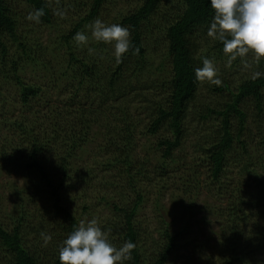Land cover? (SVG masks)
<instances>
[{
	"label": "trees",
	"instance_id": "trees-1",
	"mask_svg": "<svg viewBox=\"0 0 264 264\" xmlns=\"http://www.w3.org/2000/svg\"><path fill=\"white\" fill-rule=\"evenodd\" d=\"M112 2L0 0V98L14 84L23 104L0 121V165L21 178L16 205L0 219V264H60L62 241L91 218L116 247L135 244L125 264H172L173 250L188 246L180 240L192 219L210 227L205 210L218 229L184 264H264V58L254 57L251 74L237 80H197L203 58L227 61L206 34L209 0ZM41 8L39 23L27 19ZM63 8L71 10L69 28L41 39L37 31ZM97 17L129 30L119 63L111 44L90 37L86 26ZM77 31L89 33L87 45L77 46ZM28 67L53 84L49 100L47 85L24 77ZM201 86L225 98L203 95ZM39 100L47 104L33 106ZM158 132L153 144L141 141ZM202 189L216 202L199 200Z\"/></svg>",
	"mask_w": 264,
	"mask_h": 264
},
{
	"label": "clouds",
	"instance_id": "clouds-1",
	"mask_svg": "<svg viewBox=\"0 0 264 264\" xmlns=\"http://www.w3.org/2000/svg\"><path fill=\"white\" fill-rule=\"evenodd\" d=\"M209 5L213 14L206 34L222 45L229 64L249 53L257 60L264 58V0H209ZM56 14L63 17L65 13L59 10ZM43 15L42 8L36 9L28 14L27 19L39 23ZM86 28L93 40L112 45V55L117 63L131 47L129 30L119 23L109 24L97 17ZM89 33L77 31L74 34L77 46L88 44ZM132 51L138 50L133 48ZM194 72L197 80L220 84L217 70L207 57ZM259 75V72L253 74L254 78ZM41 235L47 243L50 237ZM134 247L135 244L128 240L116 247L108 239L107 231L91 218L82 220L67 234L58 248V259L60 264H125Z\"/></svg>",
	"mask_w": 264,
	"mask_h": 264
},
{
	"label": "rangeland",
	"instance_id": "rangeland-1",
	"mask_svg": "<svg viewBox=\"0 0 264 264\" xmlns=\"http://www.w3.org/2000/svg\"><path fill=\"white\" fill-rule=\"evenodd\" d=\"M111 2H116L115 6L117 8L121 7L122 5L125 6V2L124 0H110ZM112 2V3H113ZM64 9V8H63ZM64 16L60 17L58 15L57 20L50 26H42L37 32V34L40 36L41 39L45 40L47 39L48 36H50V38L55 37L58 33L59 30H63L64 28H69V24H70V20L68 18H66L67 16L70 15L71 10H67L64 9ZM105 15V14H104ZM104 17V16H103ZM102 19V17H101ZM246 59H248L247 62H242L239 66L237 67H233L232 62L229 64L227 61L223 62L224 64H214L217 72L216 75L218 76L219 79H227V78H231V79H235L237 80L238 77H242L241 75H247V74H251V70L253 69V61H254V56L249 53L246 55ZM256 59V58H255ZM252 68V69H250ZM40 73H38L37 71H31V69L28 67L26 70L22 71L24 77L27 80H32V82H36L37 84L40 85H47V79L46 78H42L41 75V71H39ZM52 83L51 81L48 83L47 85V89H46V93L45 96L43 98V100H49L51 98L50 93H55V88L52 87ZM201 92H203V95H207V93L212 94V97H215L217 99L220 98H225L224 95L219 94V93H210L208 88L205 86H201ZM20 93L18 91V86L16 85H9L8 87H6V90H4L1 98H0V121L2 120L3 117H10L11 115H17L18 113H20L23 108V104H21L20 102ZM37 101L36 103H33V106L35 107H44L47 103L45 101ZM0 134H5V132H2L0 130ZM160 134V132H158L157 134H146L141 136V141L145 142L147 141V145H151L155 142L157 136ZM194 139V136H190L185 140V155L188 158L190 156V154L192 153V148H191V143ZM182 153V152H181ZM89 156L91 157V152L90 150L88 151ZM150 154H153V151H150ZM103 173L100 174L96 179H99L102 175L107 177L111 174L108 175V173ZM232 177H236L238 178L239 176L235 173L232 172ZM244 181L248 184H252L253 183V177L249 176L248 178H244ZM21 183V178H20V174L14 169V168H10L7 170V167H2V165H0V219L2 220V222L6 221V217H5V212L10 211L11 208L13 206H15V202L17 200V193L13 192V187L14 186H19ZM98 184H94L95 188L97 187ZM205 190L202 189V194L200 195L199 200H204L206 199L209 202H216V199H213L207 195H205L204 192ZM91 195L95 196L96 192H93ZM151 194L149 195V197H147V201L143 204L146 208L143 209L142 214L149 219L151 216ZM218 202V200H217ZM165 203L167 206L170 205V203L165 200ZM108 208L106 207V204H99L98 206V211L101 214H107L108 212ZM202 215H206L205 217H207L208 219H210L212 221V223L210 222V227H208L206 224H202L200 222H194V219L191 220V226L190 232H188L186 235H184L181 240L180 243L181 244H187L188 246L184 249V247L182 248H177L173 250V254H174V259L172 261L171 258H169L168 260H171L172 264H184V261H187V259L185 258V255L187 254H191L193 253V250L195 251L196 249H198L200 247V245H202L204 243L203 238H205L206 235H211L212 232L210 231V229H218V223L216 221V217L209 215V210H205L204 212L201 211L200 212ZM200 216V215H199ZM198 216V217H199ZM87 217L84 215V219ZM215 218V219H214ZM100 219V216H99ZM197 231V232H196ZM211 242V241H210Z\"/></svg>",
	"mask_w": 264,
	"mask_h": 264
}]
</instances>
